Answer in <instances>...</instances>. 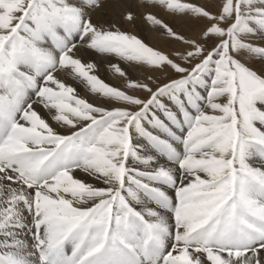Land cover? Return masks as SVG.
I'll return each instance as SVG.
<instances>
[{
    "label": "snow or ice",
    "instance_id": "6c2138e0",
    "mask_svg": "<svg viewBox=\"0 0 264 264\" xmlns=\"http://www.w3.org/2000/svg\"><path fill=\"white\" fill-rule=\"evenodd\" d=\"M256 33L264 0H0V264H264Z\"/></svg>",
    "mask_w": 264,
    "mask_h": 264
},
{
    "label": "bare ground",
    "instance_id": "6f19581e",
    "mask_svg": "<svg viewBox=\"0 0 264 264\" xmlns=\"http://www.w3.org/2000/svg\"><path fill=\"white\" fill-rule=\"evenodd\" d=\"M207 2V0H194L195 3H204ZM105 20H115V16L114 14L108 10L106 11V14L104 16ZM165 19H169V17H165ZM119 26L125 30L128 31L130 33L136 34L142 38H144L145 42L148 43L150 46L157 48V49H161L164 51H168L166 50L168 47H173L174 45L165 43L161 37L160 34L157 33L155 30H150V26L146 25L145 22L139 18V15L137 17V20L135 22L134 25H128V24H124L121 23L120 21H116ZM179 31H183L185 32V34H188V29L184 28L183 26L179 29ZM254 38H256L257 41H261L264 40V33H256L254 36H252ZM81 55H83L85 57V59L91 58L92 60L95 61V63H97L98 65H100V71H99V76L107 83L109 84H116L117 81L110 75L108 74L105 69H106V61L105 58L99 55H95V54H84L81 53ZM255 67L257 69L260 68V64L256 63ZM77 87L79 88L80 86L77 85ZM80 95L83 96L85 95L84 91L81 89L80 90ZM89 99H91V97L89 96Z\"/></svg>",
    "mask_w": 264,
    "mask_h": 264
},
{
    "label": "rangeland",
    "instance_id": "374dc122",
    "mask_svg": "<svg viewBox=\"0 0 264 264\" xmlns=\"http://www.w3.org/2000/svg\"><path fill=\"white\" fill-rule=\"evenodd\" d=\"M200 3H201V2H200ZM204 3H206V2L204 1ZM249 39H250V41H251L253 44H256V45H264V40L257 41L256 38H254V37H250ZM169 49H170V47H168L166 50H169Z\"/></svg>",
    "mask_w": 264,
    "mask_h": 264
}]
</instances>
